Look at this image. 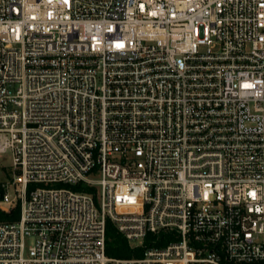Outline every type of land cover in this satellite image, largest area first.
Listing matches in <instances>:
<instances>
[{
  "label": "built area",
  "instance_id": "built-area-1",
  "mask_svg": "<svg viewBox=\"0 0 264 264\" xmlns=\"http://www.w3.org/2000/svg\"><path fill=\"white\" fill-rule=\"evenodd\" d=\"M0 155V264L264 262V0H0Z\"/></svg>",
  "mask_w": 264,
  "mask_h": 264
},
{
  "label": "trees",
  "instance_id": "trees-1",
  "mask_svg": "<svg viewBox=\"0 0 264 264\" xmlns=\"http://www.w3.org/2000/svg\"><path fill=\"white\" fill-rule=\"evenodd\" d=\"M0 218L5 220H16L17 210L13 215H0ZM162 243L161 245H163ZM149 247V238L145 242V248ZM143 249H132L128 241L118 232L116 227L111 223L107 222V246L106 254L111 258H132L142 256ZM252 264H264V262H257Z\"/></svg>",
  "mask_w": 264,
  "mask_h": 264
},
{
  "label": "rangeland",
  "instance_id": "rangeland-1",
  "mask_svg": "<svg viewBox=\"0 0 264 264\" xmlns=\"http://www.w3.org/2000/svg\"><path fill=\"white\" fill-rule=\"evenodd\" d=\"M10 165H11V158L7 155H0V182L4 181L5 177L9 174ZM137 245H138L137 242L133 243V246H137Z\"/></svg>",
  "mask_w": 264,
  "mask_h": 264
}]
</instances>
